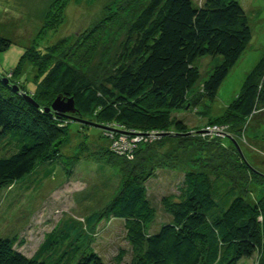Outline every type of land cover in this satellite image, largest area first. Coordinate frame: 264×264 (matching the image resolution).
<instances>
[{"label":"trees","instance_id":"trees-1","mask_svg":"<svg viewBox=\"0 0 264 264\" xmlns=\"http://www.w3.org/2000/svg\"><path fill=\"white\" fill-rule=\"evenodd\" d=\"M128 41L131 44L124 49V61L99 84L63 61L54 63L36 83L33 76V80L20 79L23 89L17 85L16 73L14 81L4 80L8 74L0 78V191L32 176L41 165L62 164L59 148L68 126L51 110L58 98L72 101L82 117L95 114L102 126L114 131L187 132L183 121L172 113L185 108L189 92L200 79L195 62L205 57L222 58L201 89L204 98L212 100L251 41V30L236 0H203L197 6L192 0H149L132 22ZM10 45L9 40L0 38V52ZM34 45L19 61L16 72L21 75L26 70L24 62H36L33 54L41 52ZM28 78L36 86L34 91L26 88ZM15 86L19 89L14 90ZM258 110L264 111V54L221 120L239 129L241 121ZM151 147L147 144L144 148ZM142 149L136 148L129 161L117 155L110 142L106 148L107 156L134 166L130 172L122 168L123 180L105 208L112 218L123 222L127 240L137 253L134 264H237L255 254L264 264V194L251 205L234 193L229 183L234 180L223 174L184 173L176 194L162 199L170 222L149 235L147 228L156 216L147 200L146 178L136 174L135 163ZM236 156L239 163L241 158ZM78 161L72 160L74 167ZM241 165L239 181L249 180L264 188V176L246 162ZM48 247L27 258L10 239L0 238V264H56L43 257ZM76 264L105 263L87 253Z\"/></svg>","mask_w":264,"mask_h":264},{"label":"rangeland","instance_id":"rangeland-1","mask_svg":"<svg viewBox=\"0 0 264 264\" xmlns=\"http://www.w3.org/2000/svg\"><path fill=\"white\" fill-rule=\"evenodd\" d=\"M192 1L197 6L203 0ZM236 1L248 19L251 41L215 98L205 99L201 89L222 58L198 59L195 65L200 79L189 92L185 108L172 113L183 121L187 132L137 134L128 130L135 134L126 139L129 150L119 151L124 159L132 161L136 148H143L135 165L136 174L146 178L147 200L156 216L147 228L149 235L170 222L162 199L176 194L188 171L223 174L233 179L229 183L234 193L251 205L264 194L263 186L249 180L241 183L239 176L243 172L237 173L246 162L264 176V111L258 110L241 121L239 129L221 120L264 54V0ZM148 3L149 0H0V38L11 42L7 51L0 52V78L8 74L4 80L14 81L16 73L21 88V80L35 77L36 83L54 63L63 61L99 84L124 61V49L131 44L127 42L129 28ZM33 45L41 52L32 53L36 62H24L26 70L21 75L16 72L19 61ZM30 79L26 88L34 91L36 86ZM18 86L15 87L19 89ZM57 116L68 126V135L59 148L62 164L41 165L32 176L0 191V238L10 239L27 258L49 244L43 257L56 264H76L87 253H94L105 264H134L137 253L127 240L123 222L105 211L123 180L122 168L130 172L134 166L107 156V144L113 137L109 134L114 130L102 126L95 114L82 117L72 110ZM147 140L151 149L144 148ZM236 155L241 158L239 163ZM78 159L74 167L72 160ZM246 176L254 179L252 174ZM237 264H261V257L255 254Z\"/></svg>","mask_w":264,"mask_h":264},{"label":"built area","instance_id":"built-area-1","mask_svg":"<svg viewBox=\"0 0 264 264\" xmlns=\"http://www.w3.org/2000/svg\"><path fill=\"white\" fill-rule=\"evenodd\" d=\"M127 131H123L122 134H120L117 131H112L109 134L110 136H113L112 139H110L111 148L117 155H123V154H121L122 152H119V151H125L126 152L129 150V146L126 143V139L128 136L133 137L135 134H133V133L130 134ZM150 133H152V132H150ZM154 133H157V132H154ZM152 137H154V136H152ZM138 140L140 141V138H138L137 141ZM145 143L149 144V140H147ZM129 159H132V157H129Z\"/></svg>","mask_w":264,"mask_h":264},{"label":"water","instance_id":"water-1","mask_svg":"<svg viewBox=\"0 0 264 264\" xmlns=\"http://www.w3.org/2000/svg\"><path fill=\"white\" fill-rule=\"evenodd\" d=\"M14 89L17 90V87H15ZM24 97H25L24 99L26 101L32 102V100L28 96H24ZM60 99L61 98H58L57 100H60ZM55 102L52 104L51 110H53V112H55L56 114L61 113V112H66V111L71 112L72 110H75L72 101H67V102L61 101V102H59V104H57L58 101L56 103Z\"/></svg>","mask_w":264,"mask_h":264},{"label":"bare ground","instance_id":"bare-ground-1","mask_svg":"<svg viewBox=\"0 0 264 264\" xmlns=\"http://www.w3.org/2000/svg\"><path fill=\"white\" fill-rule=\"evenodd\" d=\"M25 98V97H24ZM67 114V113H66Z\"/></svg>","mask_w":264,"mask_h":264}]
</instances>
